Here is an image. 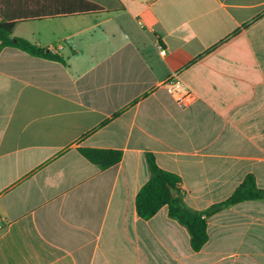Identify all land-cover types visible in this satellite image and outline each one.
I'll return each instance as SVG.
<instances>
[{
	"label": "crops",
	"instance_id": "1",
	"mask_svg": "<svg viewBox=\"0 0 264 264\" xmlns=\"http://www.w3.org/2000/svg\"><path fill=\"white\" fill-rule=\"evenodd\" d=\"M87 1L100 11L14 28L65 64L0 51V264H264V200L210 217L200 252L167 207L136 208L148 153L197 211L249 175L264 189V0ZM174 73L188 108L161 87Z\"/></svg>",
	"mask_w": 264,
	"mask_h": 264
},
{
	"label": "trees",
	"instance_id": "2",
	"mask_svg": "<svg viewBox=\"0 0 264 264\" xmlns=\"http://www.w3.org/2000/svg\"><path fill=\"white\" fill-rule=\"evenodd\" d=\"M99 11V6L87 0H0V51L6 47H14L35 58L65 64V59L60 54L29 40L13 37L17 22L65 18ZM79 152L102 170L119 164L123 159V152L118 150L80 149ZM146 161L150 179L136 198L139 217L149 221L162 208L167 207L169 217L188 231L194 252H200L209 240L210 217L243 202L264 200V189L258 187L253 175H249L230 198L206 210L197 211L186 204L180 176L160 168L151 153L146 155Z\"/></svg>",
	"mask_w": 264,
	"mask_h": 264
},
{
	"label": "built area",
	"instance_id": "3",
	"mask_svg": "<svg viewBox=\"0 0 264 264\" xmlns=\"http://www.w3.org/2000/svg\"><path fill=\"white\" fill-rule=\"evenodd\" d=\"M156 48L162 57L167 55V49L159 41L156 42ZM161 87L164 88L182 108H188L198 100V94L180 78L179 73H174L166 79ZM0 228H2V225H0Z\"/></svg>",
	"mask_w": 264,
	"mask_h": 264
}]
</instances>
